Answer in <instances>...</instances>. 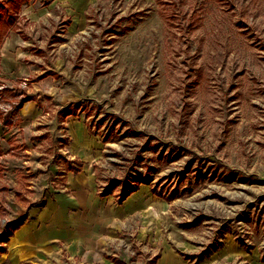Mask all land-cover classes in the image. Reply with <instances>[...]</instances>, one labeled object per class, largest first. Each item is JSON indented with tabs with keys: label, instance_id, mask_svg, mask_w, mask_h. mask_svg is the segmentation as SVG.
<instances>
[{
	"label": "rangeland",
	"instance_id": "obj_1",
	"mask_svg": "<svg viewBox=\"0 0 264 264\" xmlns=\"http://www.w3.org/2000/svg\"><path fill=\"white\" fill-rule=\"evenodd\" d=\"M84 6L30 0L18 13L37 71L25 95L36 87L48 123L31 144L44 154L14 161L19 181L73 197L62 162L83 164L113 218L103 256L117 263L173 248L189 263L264 264V0ZM73 118L90 132L89 159L58 153Z\"/></svg>",
	"mask_w": 264,
	"mask_h": 264
},
{
	"label": "crops",
	"instance_id": "obj_2",
	"mask_svg": "<svg viewBox=\"0 0 264 264\" xmlns=\"http://www.w3.org/2000/svg\"><path fill=\"white\" fill-rule=\"evenodd\" d=\"M87 1L73 0V3L80 10ZM28 56L22 36L16 31H9L0 43V83L12 85L21 91L23 99L29 98L30 101L24 103L17 113L14 108L8 114L0 110V237L4 241L0 247V264H124L123 261L117 263L103 256L109 249L108 240L111 239L107 234L113 236L110 228L113 218H109V212L101 207L106 206L101 203L102 200L96 201L97 197L91 194L92 180L83 173V164L76 167L79 171L75 172L62 162L66 168V186L73 191V197L57 192L53 197H45L44 191L36 193L34 179L28 183L20 182L14 173V161L24 165L30 163L32 157L27 161L24 154L39 155L31 144L36 143L35 139L41 136L42 131L48 136L47 128L40 130V126L47 127L48 123L43 121L45 116L41 102L35 99L38 94L36 87L28 93L31 97L25 95L30 86L29 77L37 72L28 63ZM25 78L29 80L28 87L19 89ZM32 85L35 86V83ZM2 99L5 103L18 104L23 100L9 90L6 98L4 96ZM67 131L66 144L63 143L67 155L72 153L91 158L92 143L88 139L90 132L87 125L73 118L68 123ZM18 145L22 147L18 148ZM59 157L57 153L55 158ZM78 160L84 162L80 158ZM78 160L76 162L79 164ZM51 170L55 171L54 166ZM26 189L34 190L30 191L32 198L26 196ZM137 194L138 189L122 201L128 197L137 201ZM153 263L215 264L213 261L189 263L181 259L173 248H167L164 255L156 257Z\"/></svg>",
	"mask_w": 264,
	"mask_h": 264
},
{
	"label": "trees",
	"instance_id": "obj_3",
	"mask_svg": "<svg viewBox=\"0 0 264 264\" xmlns=\"http://www.w3.org/2000/svg\"><path fill=\"white\" fill-rule=\"evenodd\" d=\"M30 0H0V43L5 35L8 34L9 31L16 30V23L18 19V13L21 11L22 6L29 2ZM30 101L29 98L23 99L19 102L17 106L14 107V112H19L24 103ZM77 113V107L70 105L65 111H62L60 115H74ZM46 137V136H44ZM62 144H66L64 139L61 142ZM69 165V170L71 171H79L75 169L71 164ZM71 165V166H70ZM128 196V195H127ZM171 200V199H169Z\"/></svg>",
	"mask_w": 264,
	"mask_h": 264
},
{
	"label": "built area",
	"instance_id": "obj_4",
	"mask_svg": "<svg viewBox=\"0 0 264 264\" xmlns=\"http://www.w3.org/2000/svg\"><path fill=\"white\" fill-rule=\"evenodd\" d=\"M28 84H29V80L27 78L23 79L19 85V89H25L28 87ZM10 91L12 92L13 94H15L17 96V98L19 99H23V96L21 94V91H18L17 89H15V87H13L12 85H9V84H6V83H0V110L5 113V114H8L10 112H12L14 106H16L18 103H11V102H3V99L4 96L6 98V92L7 91ZM5 93V95H4ZM2 95H4L2 97ZM63 138H65V136H62V140ZM62 146L63 144L60 143ZM65 147L63 146L62 148H58L59 150V154H63V155H67V151H65L64 149ZM68 158V157H67ZM63 172H65L64 170H62ZM4 244V241H3V238L0 237V247Z\"/></svg>",
	"mask_w": 264,
	"mask_h": 264
}]
</instances>
